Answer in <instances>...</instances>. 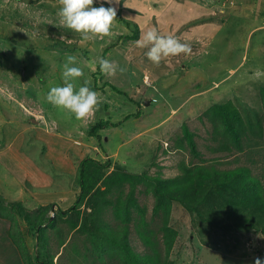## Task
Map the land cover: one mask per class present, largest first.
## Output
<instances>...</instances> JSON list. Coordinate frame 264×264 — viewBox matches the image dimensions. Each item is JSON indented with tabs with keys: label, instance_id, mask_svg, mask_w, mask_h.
Masks as SVG:
<instances>
[{
	"label": "rangeland",
	"instance_id": "374dc122",
	"mask_svg": "<svg viewBox=\"0 0 264 264\" xmlns=\"http://www.w3.org/2000/svg\"><path fill=\"white\" fill-rule=\"evenodd\" d=\"M94 1L116 8L124 19L137 24L140 38L152 28L168 36L160 33L152 20L160 14L159 0H119L111 5ZM192 2L210 9L212 16L201 17L199 22L213 24L215 33L204 43L190 45V54L165 58L157 66L148 60V49L137 45L139 40L121 39L133 31L117 18L112 36L83 41L60 23L59 0H0V198L5 203L21 202L30 213L54 203L67 210L79 194L74 187L80 162L87 157L106 160L102 158L107 153L116 154L117 163L133 174L160 173L171 179L182 173L184 164L191 170L194 165L215 164L220 171L249 167L264 182V149L245 154L215 153L212 149L218 143L212 139V125L203 118L207 109L228 102L239 109L246 122L257 121L264 114V0ZM130 4L137 10L129 9ZM172 14L178 16L169 10L165 19ZM148 21H152L151 27ZM195 24L198 20L184 21L182 27ZM66 54L76 57V64L70 66L84 72L74 81L76 89L90 80L87 86L103 97L91 120H77L74 114L47 101L51 88L64 86ZM99 58L115 61L126 71L106 76L100 71ZM138 113L139 118L100 131L101 141L88 135L90 126L101 120L118 123ZM184 126L194 135L201 158L186 142ZM181 140L186 150L177 149ZM143 189L141 185L137 191ZM222 190V195L214 193L206 199L201 192L199 198L204 200L195 212L173 204L170 226L179 235L168 264L264 261V217L235 205L231 201L234 194ZM137 196L150 220L153 196L138 192ZM107 220L115 223L110 216ZM17 221L27 249L35 257V231L24 219ZM240 224L246 226L239 228ZM10 226L7 219H0V264H23L8 235ZM49 235L54 253L62 254L57 255L55 264H72L63 248H57L52 231ZM131 244L136 251L145 252L134 230Z\"/></svg>",
	"mask_w": 264,
	"mask_h": 264
},
{
	"label": "trees",
	"instance_id": "16d2710c",
	"mask_svg": "<svg viewBox=\"0 0 264 264\" xmlns=\"http://www.w3.org/2000/svg\"><path fill=\"white\" fill-rule=\"evenodd\" d=\"M93 6L110 7L95 1ZM116 18L133 31L132 35L123 36L121 39L139 40L140 30L137 24L124 19L119 12ZM261 94L264 103V86L261 87ZM140 116V113L132 114L118 123L101 120L90 126L88 135L101 141L100 131L118 127L124 121ZM203 118H207L212 125V139L218 143V147L212 149L215 153L245 154L264 149V114L257 121L246 122L239 109L228 102L215 104L207 109ZM193 137L188 127L184 126L186 142L192 153L201 158ZM177 149L186 150L183 140L178 143ZM181 169L180 175L164 179L160 173H130L109 158L101 160L87 157L78 166V183L74 188L79 189V194L70 208L62 210L54 203L30 213L21 202L8 204L0 198V219H7L11 223L8 235L18 249L23 264H55L57 255L61 252L54 253L50 231L57 238V248H63L72 264H81L79 260L82 264H168L179 235L170 226L175 202L187 211L195 212L204 198L214 193L222 195L221 189L230 190L234 194L232 203L245 207L246 212H259L264 217V182L260 176L253 174L251 168L240 166L220 171L213 164L211 167L194 165L191 170L184 164ZM219 177L222 182L218 181ZM141 185L144 189L137 191ZM218 187L219 190L214 191V188ZM137 192L152 195L154 198L150 220H147V211L140 204ZM201 192H204V198H199ZM82 207H85L86 211L83 212ZM56 209V215L51 216L50 213ZM108 216L114 224L107 220ZM19 218L24 219L35 231V257L28 251L24 242V234L18 226ZM237 226L243 228L246 224ZM133 230L145 247L143 253L136 251L131 244Z\"/></svg>",
	"mask_w": 264,
	"mask_h": 264
},
{
	"label": "clouds",
	"instance_id": "9594fccd",
	"mask_svg": "<svg viewBox=\"0 0 264 264\" xmlns=\"http://www.w3.org/2000/svg\"><path fill=\"white\" fill-rule=\"evenodd\" d=\"M104 2L111 5L118 4L119 0H104ZM93 3L94 0H59L61 7L57 15L61 18L60 23L79 34L83 41L112 36L114 22L117 20L116 8L94 7ZM136 43L139 47L148 49L146 52L148 60L157 66L165 58L191 53L190 45L181 43L171 35H160L155 28L148 30ZM75 64L76 57L66 54L62 73L64 86L51 88L47 101L74 114L77 120H91L103 103V97L87 86L90 80H85L84 86L76 89L74 81L82 78L84 72L80 67L70 66ZM99 67L100 71L109 77L115 76L117 71L121 74L126 71L115 61L105 58H99ZM255 264H264V261L256 258Z\"/></svg>",
	"mask_w": 264,
	"mask_h": 264
},
{
	"label": "crops",
	"instance_id": "0c3cea01",
	"mask_svg": "<svg viewBox=\"0 0 264 264\" xmlns=\"http://www.w3.org/2000/svg\"><path fill=\"white\" fill-rule=\"evenodd\" d=\"M159 1H160L159 7L161 8V10H159L160 14L157 17L154 16V18L152 20H155V22L157 23V27H158L160 33H163L165 35L166 34L171 35V36L179 39V41L181 43H186L188 45L194 44L195 41L200 42V43H204L205 39H207L210 34H213V32H214L212 29L213 24H207L206 25V24H201V22H199L201 17L212 16V15H209L210 9L207 6H205L203 4L197 5L196 3L192 2L194 0H192V1L191 0H159ZM207 5H209V4H207ZM127 7L129 9L137 10V8L131 4L128 5ZM169 10H170V12H172V10H174L178 16H174L172 14V16H170L168 19H165V17L169 13ZM180 10L181 11L184 10L185 13L180 14ZM196 20H198L199 24H195V26L188 25V26L182 27V24L184 21L193 22ZM146 24H148V27L149 26L151 27L150 24H152V21H151V23H150V21H148ZM165 25L168 27H166ZM146 27L147 26L144 27L145 30H146ZM144 28L143 29L141 28L142 32H144ZM205 34H208V35H205ZM142 35H143V33H142ZM185 72L187 73V71H185ZM116 156H117L116 154H108L107 153L106 156H103L102 159L109 158V159L113 160V163H117V161L115 159ZM73 191H74V189H73ZM12 250H14L13 247H12ZM13 258L16 259L17 256L13 255ZM12 262H13V260H12Z\"/></svg>",
	"mask_w": 264,
	"mask_h": 264
}]
</instances>
